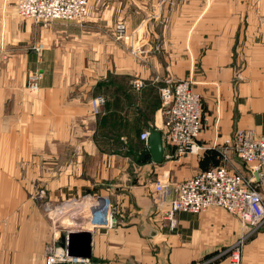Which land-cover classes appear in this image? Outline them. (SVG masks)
I'll return each instance as SVG.
<instances>
[{
	"label": "crops",
	"instance_id": "crops-1",
	"mask_svg": "<svg viewBox=\"0 0 264 264\" xmlns=\"http://www.w3.org/2000/svg\"><path fill=\"white\" fill-rule=\"evenodd\" d=\"M121 23L128 43L115 39ZM75 29L45 31L0 0V264H43L54 234L44 201L72 205L67 225L91 233L90 258L104 264H229L235 246L240 264H264V227L249 233L210 209L177 213L175 230L161 231L165 204L153 192L157 180L225 165L251 178L264 206V174L224 147L239 131L264 139V0H93ZM181 81L200 96L203 150L166 160L163 146L155 164L139 135L160 130L159 89ZM98 95L106 102L93 116ZM93 196L117 207L112 228L89 225Z\"/></svg>",
	"mask_w": 264,
	"mask_h": 264
},
{
	"label": "built area",
	"instance_id": "built-area-1",
	"mask_svg": "<svg viewBox=\"0 0 264 264\" xmlns=\"http://www.w3.org/2000/svg\"><path fill=\"white\" fill-rule=\"evenodd\" d=\"M92 3L93 0H15V12L18 18L31 20L43 27L55 21L81 24L90 16ZM124 36L126 34L120 24L116 27L115 39H126ZM40 79L41 74L38 72L28 73L26 90L35 93L39 89ZM132 85L135 90H139L142 82L136 79ZM159 98L162 116L159 131L163 146L167 149L164 158L170 160L186 154L200 153L203 150L202 145L197 143L202 128L200 96L193 91L191 83L181 81L174 85H164L159 89ZM105 102L102 95L94 97L89 104L91 114H100ZM148 136L149 131L145 130L139 135V139L147 145ZM224 147L226 150L230 149L247 168L254 169L257 175L264 174V139L257 138L249 130L239 131L225 140ZM250 179L222 165L198 172L182 182L157 180L153 185V192L158 199V208L165 204L164 210H159L166 222L165 225H160V230L173 232L177 213L198 214L219 209L237 218L250 229L249 233L258 231L264 227V206L261 195ZM171 194L173 197L168 201ZM54 207L51 203L45 205L46 210ZM90 207L88 223L92 230L112 228L117 207L109 197L99 199L93 196ZM56 216L58 215L55 214ZM81 231L87 230L73 229L67 225L61 233L65 238L63 248L58 245L59 236L56 237L54 232L53 241L45 247L43 264H104L92 258L69 256L66 249L68 235ZM225 253L229 264H240L239 246L228 249Z\"/></svg>",
	"mask_w": 264,
	"mask_h": 264
},
{
	"label": "water",
	"instance_id": "water-1",
	"mask_svg": "<svg viewBox=\"0 0 264 264\" xmlns=\"http://www.w3.org/2000/svg\"><path fill=\"white\" fill-rule=\"evenodd\" d=\"M148 148L155 164H161L164 155L161 132L156 129H149ZM92 236L88 231L72 232L68 235L66 249L72 257H91ZM65 238L59 236L58 245L64 247Z\"/></svg>",
	"mask_w": 264,
	"mask_h": 264
},
{
	"label": "rangeland",
	"instance_id": "rangeland-1",
	"mask_svg": "<svg viewBox=\"0 0 264 264\" xmlns=\"http://www.w3.org/2000/svg\"><path fill=\"white\" fill-rule=\"evenodd\" d=\"M89 15L90 16H88L86 18V20L83 23H81V24H78L76 22L70 23V22H64V21L52 22L47 27H43L41 24H35V23L34 24L36 26L42 28L45 31H49L51 29V27L53 25H55V24H69V25H72V31H77L75 28H83V27H85V24H87V21L91 18V16H92V8L90 10V14ZM118 25H120V24H116V26H114V32H116V27ZM121 25L123 26V32H125V34H126V37L124 36V38H126V39L121 40V42L123 41L124 43H128V42H130V36L126 33L127 32L126 25L122 24V23H121ZM94 27H96L95 28V29H97L96 31H99V32L101 31L100 27H98V26H94ZM30 94H33V93H30ZM238 173L242 174L243 172L242 173L238 172ZM48 203H51V206H55L54 209L50 208V210H46L45 209V205H47ZM66 204H69V202H65L64 203V202H60V201L59 202L58 201L57 202L44 201L42 203V205L39 206V210H40V212H42L45 215V219L49 223L52 232H55V230L58 231L59 226L62 227V226H66L67 224H71L72 223V220H71L72 219V213H64L67 209L72 210V205H71V207H69V206H66ZM55 214H57L58 216L55 217Z\"/></svg>",
	"mask_w": 264,
	"mask_h": 264
},
{
	"label": "trees",
	"instance_id": "trees-1",
	"mask_svg": "<svg viewBox=\"0 0 264 264\" xmlns=\"http://www.w3.org/2000/svg\"><path fill=\"white\" fill-rule=\"evenodd\" d=\"M204 171H206V170H204Z\"/></svg>",
	"mask_w": 264,
	"mask_h": 264
}]
</instances>
